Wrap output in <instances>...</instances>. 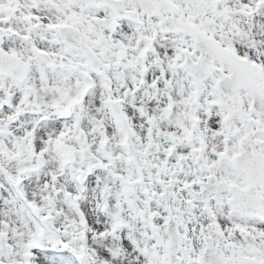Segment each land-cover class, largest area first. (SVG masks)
Instances as JSON below:
<instances>
[{
  "label": "snow or ice",
  "instance_id": "6c2138e0",
  "mask_svg": "<svg viewBox=\"0 0 264 264\" xmlns=\"http://www.w3.org/2000/svg\"><path fill=\"white\" fill-rule=\"evenodd\" d=\"M0 264H264V0H0Z\"/></svg>",
  "mask_w": 264,
  "mask_h": 264
}]
</instances>
